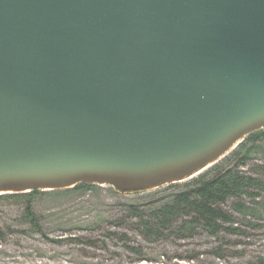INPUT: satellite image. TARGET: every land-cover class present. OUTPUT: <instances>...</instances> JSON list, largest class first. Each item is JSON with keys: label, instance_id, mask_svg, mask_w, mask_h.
<instances>
[{"label": "water", "instance_id": "1", "mask_svg": "<svg viewBox=\"0 0 264 264\" xmlns=\"http://www.w3.org/2000/svg\"><path fill=\"white\" fill-rule=\"evenodd\" d=\"M264 131V0H0V195L130 194Z\"/></svg>", "mask_w": 264, "mask_h": 264}, {"label": "rangeland", "instance_id": "2", "mask_svg": "<svg viewBox=\"0 0 264 264\" xmlns=\"http://www.w3.org/2000/svg\"><path fill=\"white\" fill-rule=\"evenodd\" d=\"M252 149L254 153L251 160L242 170L248 175L262 178L259 167L264 165V139ZM222 161L223 159L218 163L221 164ZM207 170L196 174L195 178ZM193 179L178 184L183 185ZM166 186L168 184L141 194L125 193L126 197L119 199L112 194L109 185L101 186L97 193L88 192L85 196L77 194L42 196L36 204V211L42 217L43 227L50 239H64L74 233L77 236L93 238L97 242L96 245L86 246L68 240L57 244L47 242L37 234L21 235L0 243V264H250L255 263L259 258H264V214L262 212L256 213L253 219L259 227L251 229L243 226L242 230L245 231L243 236L222 235L219 239L199 231L197 234L192 233L191 237L189 234L186 239L173 234L151 244L142 241L138 231L131 227L113 230L120 235L125 233L128 236L126 242L122 241L120 236L112 237L113 239L108 241L100 235L99 231L89 230L87 222L101 211L107 210L108 204L118 205L119 202L125 201L129 204H138L144 211L161 205L173 194L164 190ZM88 200L91 206L80 205ZM242 200L250 202L247 198ZM236 201L232 199L225 206V209L235 215L232 205ZM21 214L20 204L0 201V225L5 223L17 225L12 220L20 219ZM56 214L62 217L64 214H69L70 217L66 220L81 222L76 225L80 229L59 223L55 220L58 218L54 216ZM236 218L238 220V216ZM238 222L242 223L241 220ZM103 240L105 244H102ZM127 246H142L144 262L138 263L139 258L127 250Z\"/></svg>", "mask_w": 264, "mask_h": 264}, {"label": "trees", "instance_id": "3", "mask_svg": "<svg viewBox=\"0 0 264 264\" xmlns=\"http://www.w3.org/2000/svg\"><path fill=\"white\" fill-rule=\"evenodd\" d=\"M264 139V131L251 134L235 150L229 153V156L223 159L206 172L198 175L193 180L183 185L174 183L165 187V191L173 194L168 199L148 211H144L138 204L119 202L118 205L108 204L107 210L101 211L96 217L89 220L88 227L92 232L99 231L100 235L106 240H112V237H119L122 241L127 240V235H121L113 230L120 227L134 228L138 231L141 240L146 243H155L177 234L184 239L191 237L192 233L203 232L219 239L222 235L243 236L246 228L254 229L259 227L253 221L256 213L264 214V165L259 167V174L262 178L246 174L242 168L247 166L251 160L253 149L257 143ZM100 186L80 184L73 189L63 191H31L26 194H8L0 195V201L15 202L20 204L22 214L20 219L12 220L14 224L0 225V243L9 240L11 237H21V235L37 234L42 239L50 243L61 244L65 240L78 242L86 246H95L96 241L88 236H77L71 234L64 239H50L43 227L42 217L37 213V202L42 196L67 195L85 196L88 192L97 193ZM112 194L118 199L126 197L124 193L118 192L110 187ZM133 192L131 194H141ZM247 198L250 202L242 200ZM232 199L237 200L233 203L232 209L235 214L225 209V206ZM242 200V201H240ZM80 205L91 206L90 201ZM142 209V210H141ZM55 219L65 225L76 226L81 222L66 220L69 214L58 216ZM238 220L242 221L238 222ZM76 229H80L76 226ZM195 234V235H196ZM182 238V237H181ZM105 240L102 244H105ZM128 247V246H127ZM127 250L136 254L139 258L138 263H143L142 246L128 247ZM264 264V258H259L255 263Z\"/></svg>", "mask_w": 264, "mask_h": 264}]
</instances>
